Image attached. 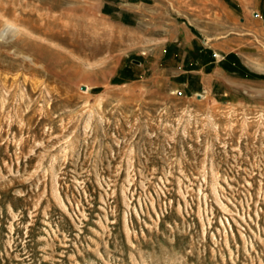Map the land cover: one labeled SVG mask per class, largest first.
Segmentation results:
<instances>
[{
  "label": "rangeland",
  "instance_id": "rangeland-1",
  "mask_svg": "<svg viewBox=\"0 0 264 264\" xmlns=\"http://www.w3.org/2000/svg\"><path fill=\"white\" fill-rule=\"evenodd\" d=\"M219 9L0 0L47 45L0 38V264H264V74L202 90L174 37Z\"/></svg>",
  "mask_w": 264,
  "mask_h": 264
},
{
  "label": "crops",
  "instance_id": "crops-1",
  "mask_svg": "<svg viewBox=\"0 0 264 264\" xmlns=\"http://www.w3.org/2000/svg\"><path fill=\"white\" fill-rule=\"evenodd\" d=\"M218 5L221 7L219 13L228 16L226 26L212 24L211 29L207 30L202 26L204 23L173 21V27L178 28L177 34L174 35L175 42H185L187 46L198 47L201 64L198 61L199 68L186 72L199 76L201 89L206 91L213 90L217 84L232 90L234 86L258 81L259 75L264 74V51H261V46L255 42V39L260 40L264 46V0H218ZM237 6L244 16L241 26L238 27L235 24ZM251 11L254 17H251ZM191 25L204 40L196 39L199 37L191 30ZM239 29L251 34L243 35ZM194 42L196 44H193ZM216 55L218 57H215ZM222 58L234 66L233 70L221 63Z\"/></svg>",
  "mask_w": 264,
  "mask_h": 264
},
{
  "label": "bare ground",
  "instance_id": "bare-ground-1",
  "mask_svg": "<svg viewBox=\"0 0 264 264\" xmlns=\"http://www.w3.org/2000/svg\"><path fill=\"white\" fill-rule=\"evenodd\" d=\"M5 18V16L3 15ZM17 16L15 19L9 20L7 19H0V38H8L9 36H15L18 39H24L26 42H30V44L33 45L34 48H37L39 51L43 50L46 45L43 41H40L36 38H32V36L29 34V32H26L24 30V24L22 25L17 21ZM22 18V16L20 17ZM26 29V28H25ZM28 30V29H27ZM61 51V50H60ZM15 54L18 55H24L27 57L28 62L27 65L32 67L35 70H45L47 71V65L37 54L35 53H25L22 49L15 48L14 50ZM64 54V53H63ZM60 55V54H59ZM87 87V91L91 89V86L89 84L85 85Z\"/></svg>",
  "mask_w": 264,
  "mask_h": 264
}]
</instances>
